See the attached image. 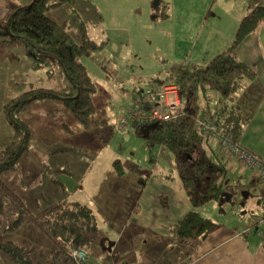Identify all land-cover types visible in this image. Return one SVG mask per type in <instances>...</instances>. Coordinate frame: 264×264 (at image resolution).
<instances>
[{
  "label": "rangeland",
  "instance_id": "rangeland-1",
  "mask_svg": "<svg viewBox=\"0 0 264 264\" xmlns=\"http://www.w3.org/2000/svg\"><path fill=\"white\" fill-rule=\"evenodd\" d=\"M260 4H264V0H72L51 8L49 15L77 43L81 42L83 29L89 38L99 45L103 43L100 49L79 59L97 86L94 95L96 111L88 126H83L65 104L62 94L70 92L72 85L65 79L60 63L48 57L36 67L23 41L1 42L3 37L0 36V151L10 145L15 133L7 106L14 100L25 99H12V92L23 89L21 93L31 95L15 111V116L29 127L27 148L14 167L0 173L1 181L33 213L62 200H78L89 205L101 235L98 247L103 246L105 238L116 241L115 252L123 260L129 259L126 264L135 262L134 256L146 257L153 264H184L193 242L182 252L175 245L178 240L175 234L167 237L160 233L159 237L164 241L158 247L162 251H156L154 245L147 246L144 242L147 231L134 226L135 230H141V234L138 240L126 243L122 231L125 225L123 211L113 208L116 201L109 207L107 204L103 206L104 200L107 203L106 199L112 197L107 192L116 191L120 181L132 182L142 176L156 175L182 184L179 161L171 151L158 144L147 146L145 138L135 133L131 126L120 128L119 122L140 89H150L151 83L168 79L185 61L198 65L196 59L206 57L202 45H195L206 19L216 15V20L222 23L216 24L217 33L228 32L234 37L227 42V49L236 37L240 16L241 19L246 17L244 9ZM263 25L264 22L254 31L260 37ZM259 41L264 52V42L261 38ZM13 67L16 81L11 78ZM260 85L258 74L256 79H244L237 93L242 102L239 108L250 112L251 116L258 104L255 97ZM43 91L53 95L34 98ZM234 108L238 109V105ZM211 140L214 141L211 145L216 159L219 160L220 155L226 159V149L217 139ZM207 151L212 155V149ZM189 155L190 159H196L201 154L199 150H193ZM117 160L125 169L123 178L116 169ZM182 163L185 169L189 165L188 158H182ZM236 180L233 178L230 182L227 193L230 198L208 202L198 211L202 216L214 217L217 223L233 227L244 235L248 230H254L257 217L263 214L264 201L260 204L259 196L264 184L253 183L250 187L256 195L247 197L243 194L244 184L238 186ZM0 192L7 208L6 212L0 213V237L34 247L31 253L34 264H47L40 252L51 255L52 241L30 222L13 228L18 215L17 203L2 186ZM152 237L154 239L158 234ZM93 248L91 246L88 250L100 259L101 252ZM0 264L16 262L10 254L0 251Z\"/></svg>",
  "mask_w": 264,
  "mask_h": 264
},
{
  "label": "trees",
  "instance_id": "trees-1",
  "mask_svg": "<svg viewBox=\"0 0 264 264\" xmlns=\"http://www.w3.org/2000/svg\"><path fill=\"white\" fill-rule=\"evenodd\" d=\"M69 1L72 0H32L27 5L12 3L11 15L6 20H0V36L3 37L1 42L23 41L36 67L41 66L48 57H53L60 63L65 79L72 85L70 92L62 94L65 96V104L83 126H88L96 111L94 94L97 92V87L79 59L100 49L103 43L99 45L89 38L85 29L82 30L81 42L77 43L70 33L49 15L48 11L51 8ZM263 22L264 5H251L238 28L233 43L226 50L216 55L206 65L181 64L171 73L168 79L179 86L186 103V108L181 114L159 123L148 131L147 136L141 132L144 123L138 121L132 123L134 132L141 138H145L147 146L157 144L164 146L179 161L178 168L181 172L185 170V174L182 172L183 190L193 210L170 228L171 232L180 239L202 241L211 233L217 224L212 219L202 216L198 208L213 200L221 201L222 194L231 186L225 177L228 162L224 161L221 155L217 160L215 152L209 155L204 151V145L209 137L204 135L196 125L197 118L201 116L200 91L212 89L219 94L220 103L219 108H216V114L219 117L222 133L235 141H240L239 137L253 114L251 116L250 112L239 108L242 102L237 98V93L241 82L244 79H256L258 71L254 65L242 61L236 55V50ZM159 84L137 93L141 100L139 107L142 110L150 111L156 105L149 95ZM52 95L50 92L43 91L34 98ZM24 98L14 100L7 106L15 133L10 145L0 151V173L14 167L21 153L27 148L29 127L15 116V111L20 109L31 95H26ZM236 105L238 109L234 108ZM193 150H203V155L190 159L189 154ZM182 158H188L189 165L185 169ZM115 166L118 173H122L123 166L119 160L115 161ZM147 179L148 177L139 179L140 193ZM0 186L17 203L18 215L13 228L30 222L52 241L54 249L51 255L40 252L47 264H92V262L120 264L107 252L103 254L105 259L99 260L88 250L91 246L95 248L101 237L97 219L91 207L79 201L62 200L48 205L38 213H33L1 179ZM137 207L138 200L130 213L137 212ZM6 210L4 198L0 192V213ZM75 250L85 251L86 259L89 261L83 263L75 258ZM0 251L10 254L16 264H34L31 257L34 247L19 245L0 237Z\"/></svg>",
  "mask_w": 264,
  "mask_h": 264
},
{
  "label": "crops",
  "instance_id": "crops-1",
  "mask_svg": "<svg viewBox=\"0 0 264 264\" xmlns=\"http://www.w3.org/2000/svg\"><path fill=\"white\" fill-rule=\"evenodd\" d=\"M31 1L32 0H0V20H6L11 15L12 3L27 5ZM247 11L248 7H246L243 11L245 12V16ZM241 16L237 22L238 24L239 22L241 23L243 19H241ZM216 17V15H213L212 19H206L203 22L204 30L198 37V41L195 44L197 45L200 43L202 45L201 48L206 52V57H199L196 59V61L199 62V66L205 65L211 58L226 50L225 48L227 47V42L234 38L228 32L224 34H220L219 32L217 33L218 29L215 28V26L216 24L222 25V23L221 21L218 22ZM235 20H237V17H235ZM231 34H233V32ZM259 38H261L264 42V30L262 37H260L257 33H252L249 35L239 46L236 52V55L242 61L257 67L261 84L259 86V93L257 97H255V99L258 100V104L253 110V116L248 125L245 127L243 133L240 135L239 140L243 146L253 153L259 155L264 161V52ZM185 62L183 64L193 65L187 61ZM198 65L195 63L193 66ZM11 78L16 81V72L14 67L12 69ZM169 82L170 80L166 79L157 81L156 84H166ZM156 84L151 83L150 88L152 85ZM22 90L23 89H20L19 91H16V93L14 90L12 92L11 98L18 99L19 97L28 95L25 92L21 93ZM141 90H143V88L140 89V91ZM137 95L138 94H135L132 97V100ZM199 103L201 106L200 117H209L213 116L214 114L217 115L216 111L219 108L218 106L220 103V96L218 94H214L208 89L204 90V92L201 90L199 95ZM182 104L183 107L186 108L183 95ZM207 139L208 140L204 145V151H206V154H208L209 152L207 149L210 148L212 149L213 153L214 148L211 143L214 141L211 139H217V137H209ZM200 154L203 155V150H200ZM226 155L228 157L223 159L224 161L226 160L228 162L226 165L227 172L225 177H227L229 184H231L230 182L233 178L237 179L236 181L238 186H240L242 183L244 184L243 192L247 197L256 195L253 192L254 189L250 186L252 185V182L258 178L257 174H253L252 169H250L244 162L238 160L236 157H233L227 150ZM122 173L119 174L120 178L125 176L124 167ZM143 177H148V179L145 183L144 189L140 193L141 184H139V179ZM130 186H132L133 189H128ZM115 189L117 190H111L107 192L108 195L112 194V197L106 199L107 203H105L104 200L103 206L107 204L109 207L110 203L116 201V203L113 204V208L115 210H121V212L123 211V221L125 225L122 227V231L124 230L123 234H125V237L123 238V241L126 243L138 240L141 230H135L134 226H137L139 229L147 231V239H144L145 244L147 246L154 245L156 251H162V249L158 247V244L164 241V238H160L159 234L162 233L167 237L169 235H173L171 230H169L171 226L176 224L187 213L193 210L191 202L184 193L182 184H175L172 181L165 180L161 177H157L156 175L142 176L133 180L132 182L120 181ZM228 191L229 188L226 192L228 193ZM137 200V212L130 213ZM259 200L261 203L264 201V187H262ZM81 203L85 204L83 202ZM203 207H199L198 210L202 209ZM210 219L214 221V217H211ZM214 222L217 224L216 227L202 241H192L189 239L180 238H178L176 241V236L173 238L174 241H176L175 245L178 246L182 252H185V249L189 248L193 242V247L190 249L191 251L189 257L184 264H264V226H262V229H260L259 232L256 229L255 224L254 230L256 229L257 232H253L254 230H248V233L241 235L240 231L233 227L222 223H217V221ZM251 232L253 233V236H251ZM153 234H158V237L153 239ZM120 241H122V239ZM102 244L103 246L100 248L98 247L99 245L94 248V250H99L101 252V254L98 255L100 258L99 260H101V257L105 256L103 254L107 252L113 256L112 259L115 258V260L120 264L127 263L129 259L123 260L122 257L116 254V241H109L108 238H105L102 240ZM109 246L111 247V250H108ZM127 254L128 253H125V255ZM133 259L135 262L132 264H153V261L147 259L146 257L141 258L134 256Z\"/></svg>",
  "mask_w": 264,
  "mask_h": 264
},
{
  "label": "built area",
  "instance_id": "built-area-1",
  "mask_svg": "<svg viewBox=\"0 0 264 264\" xmlns=\"http://www.w3.org/2000/svg\"><path fill=\"white\" fill-rule=\"evenodd\" d=\"M156 105L150 110H142L140 105V97L136 96L132 100L131 107L126 111L120 119L119 127L126 128L132 125L133 122L153 123L164 122L177 114L184 111L182 104V94L179 86L176 83L161 84L156 87L149 95ZM196 125L208 137H217L218 142L230 152L233 157L244 162L250 169L264 179V161L263 159L248 150L240 141H235L230 136H225L222 133V128L217 115L209 117H199L196 120ZM86 252L83 250H75L74 257L79 261H89L86 259ZM95 264V262H92Z\"/></svg>",
  "mask_w": 264,
  "mask_h": 264
},
{
  "label": "flooded vegetation",
  "instance_id": "flooded-vegetation-1",
  "mask_svg": "<svg viewBox=\"0 0 264 264\" xmlns=\"http://www.w3.org/2000/svg\"><path fill=\"white\" fill-rule=\"evenodd\" d=\"M253 171H254V170H253ZM253 171H252L253 174H255V173L257 174V172L254 171V172H255V173H254ZM257 176H258V178H256L255 182H257V181H258V182H264V179H262L258 174H257ZM255 182L253 181L252 184L255 183ZM224 193H225V194H224ZM224 193L222 194V195H223V196H222V200H223L224 198H230V197L227 195V192H226V191H225ZM243 194H244V192H243ZM254 196H255V195H254ZM241 202L243 203V200H242ZM259 202H260V204H262L260 200H259ZM256 221H257V222H256V229H257V230H260V229L262 228V226H264V211H263V214H262L260 217H259V216L257 217V220H256Z\"/></svg>",
  "mask_w": 264,
  "mask_h": 264
},
{
  "label": "water",
  "instance_id": "water-1",
  "mask_svg": "<svg viewBox=\"0 0 264 264\" xmlns=\"http://www.w3.org/2000/svg\"><path fill=\"white\" fill-rule=\"evenodd\" d=\"M159 125V122H153V123H147V124H144L142 127H141V132L144 133V136H147L148 135V131L150 129H153L155 128L156 126ZM225 194V193H224ZM108 250H111V247L109 246L108 247Z\"/></svg>",
  "mask_w": 264,
  "mask_h": 264
}]
</instances>
